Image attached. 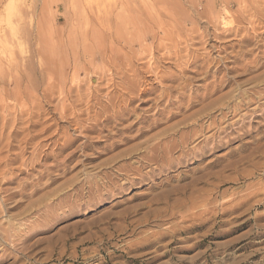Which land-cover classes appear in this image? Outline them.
I'll use <instances>...</instances> for the list:
<instances>
[{
  "label": "rangeland",
  "instance_id": "obj_1",
  "mask_svg": "<svg viewBox=\"0 0 264 264\" xmlns=\"http://www.w3.org/2000/svg\"><path fill=\"white\" fill-rule=\"evenodd\" d=\"M205 1L0 0V264H264V0Z\"/></svg>",
  "mask_w": 264,
  "mask_h": 264
},
{
  "label": "bare ground",
  "instance_id": "obj_2",
  "mask_svg": "<svg viewBox=\"0 0 264 264\" xmlns=\"http://www.w3.org/2000/svg\"><path fill=\"white\" fill-rule=\"evenodd\" d=\"M153 1H154V0H153ZM204 1H205V0H204ZM219 1H220V0H219ZM223 1H224V0H223ZM221 2H222V1H221ZM221 2H220V3H221ZM253 2H254V1H253ZM217 3H218V0H215V1H213V0H208V1H207V0H206V1H205V6H207V7H211V5L214 6L215 4L217 5ZM220 3H218V4L220 5ZM251 3H252V2H251ZM257 4H258V3H257ZM197 5H200V3H199V4L197 3ZM240 5H241V3H240ZM217 6H218V5H217ZM221 6H222V5H221ZM244 6H245V5H244ZM244 6H243V7H244ZM160 7H161V6H160ZM170 7H172V6H170ZM170 7H169V8H170ZM245 7H247V6H245ZM263 7H264V6H263ZM163 8H164V10H165V9L167 10V8H165L164 6H163ZM211 8H212V7H211ZM172 9H173V8H172ZM240 9H241V8H240ZM166 10H165L164 12H166ZM243 10H244V9H242V11H243ZM246 10H247V9H246ZM240 11H241V10H240ZM168 12H169V11L167 10V13H168ZM225 12H226V11H225ZM247 12H248V11H246V13H247ZM261 12H262V10H261ZM158 13H159V10H158ZM243 13H245V12H243ZM243 13H242V14H243ZM155 14H156V13H155ZM159 14H160V13H159ZM199 15H200V14H199ZM145 16H146V15H145ZM173 16H174V15H173ZM173 16H172V17H173ZM195 16H196V14H195ZM206 16H207V15H206ZM174 17H175V16H174ZM214 17H215V16H214ZM223 17H224V16H223ZM238 17H240V16H238ZM170 18H171V17H170ZM196 18H197V16H196ZM241 18H242V17H241ZM241 18H240V19H241ZM173 19H174V18H173ZM228 19H229V18H228ZM228 19H227L226 17L222 18V22H221V24H220L221 27L228 26L229 24H231V22H230L231 20L229 21ZM241 20H242V19H241ZM172 21H173V20H172ZM175 21H176V20H175ZM249 21H250V20H249ZM176 22H177V21H176ZM242 22H243V21H242ZM177 23H179V22H177ZM253 23H255V22H253ZM172 24H173V22H172ZM174 24H176V23H174ZM174 24H173V25H174ZM179 24H180V23H179ZM236 24L239 25V21H238V20H237V23H236ZM144 25H145V24H144ZM207 25H208V24H207ZM241 25H242V23H241ZM241 25H240V26H241ZM253 25L255 26V24H253ZM171 26H172V25H171ZM171 26H170V27H171ZM229 26H230V25H229ZM175 27H176V26H175ZM230 27H232V26H230ZM230 27H228V28H230ZM238 27H239V26H238ZM238 27H237V28H238ZM213 28H214V25H213ZM228 28L226 27L227 30H228ZM241 28H242V27H241ZM172 29H174V28H172ZM175 29H176V28H175ZM210 29H211V28H210ZM223 29H224V28H223ZM223 29H222V30H223ZM234 29H235V28H234ZM234 29L232 28V30H234ZM253 29H255V28H253ZM253 29H252V30H253ZM166 30H167V29H166ZM227 30H225V31H227ZM229 30H230V29H229ZM229 30H228V32H229ZM238 30H239V28H238ZM238 30H236V31H238ZM248 30H250V29H248ZM248 30H247V31H248ZM225 31H224V32H225ZM230 31H231V30H230ZM250 31H251V30H250ZM192 32H193V31H192ZM192 32H191V33H192ZM195 32H196V31H195ZM243 32L246 33V31H244V30H243ZM252 32H253V31H252ZM168 33H169V32H168ZM197 33H198V32H197ZM235 33H236V32H235ZM238 33H240V31H238ZM238 33H237V35H239ZM220 34H222V33H220ZM243 34H244V33H242L241 36H243ZM254 34H255V32H254ZM244 36H245V38H247L246 36H248V32H247V34L244 35ZM254 36H255V35H254ZM144 37H145V36H144ZM148 37H149V36H148ZM212 37H213V36H212ZM221 37H222V36H221ZM221 37H220V39H221ZM248 37H249V36H248ZM257 37H258V36H257ZM154 38H155V37H154ZM186 38H187V37H186ZM240 38H241V37H240ZM243 38H244V37H243ZM243 38H242V39H243ZM251 38H252V36H251ZM255 38H256V37H255ZM255 38H254V39H255ZM145 39H146V38H145ZM163 39H164V38H163ZM201 39H203V38H201ZM201 39H200V40L198 39L199 42H202ZM220 39H219V40H220ZM252 39H253V38H252ZM249 40H251V39H249ZM256 40H257V39H256ZM260 40H261V39H260ZM260 40H259V41H260ZM252 41H253V40H252ZM114 42H115V41H114ZM208 42H209V41H208ZM219 42H220V41H219ZM237 42H238V41H237ZM240 42H241V41H240ZM240 42H239V43H240ZM256 42H257V41H256ZM204 43H205V42H203V44H204ZM262 43H263V42H262ZM199 44H200V43H199ZM201 44H202V43H201ZM241 44H242V42H241ZM246 44H247V43H246ZM257 44H258V43H257ZM103 45L105 46L106 44H103ZM204 46H205V45H204ZM106 47H107V45H106ZM208 47H209V46H208ZM211 48H212V47H211ZM206 49H207V48H206ZM258 49H259V48H258ZM219 50H220V48H219ZM252 50H253V49H252ZM254 50H255V49H254ZM256 50H257V49H256ZM220 51H221V50H220ZM246 51H247V50H246ZM249 51H251V50H249ZM103 52H104V51H103ZM215 52H216V51H215ZM244 53H245V52H244ZM246 54H247V53H246ZM249 54H251V52H250ZM255 54H256V53H255ZM103 55H104V53H103ZM103 55H102V56H103ZM126 55H127V54H126ZM94 56H95V55H94ZM105 56H106V55H105ZM120 56H121V55H120ZM124 56H125V54H124ZM131 56H132V55H131ZM261 56H262V55H261ZM263 56H264V54H263ZM234 57H235V56H234ZM259 57H260V56H259ZM96 58H97V57H96ZM104 58H105V57H104ZM104 58H103L102 60H104ZM107 58H108V56H107ZM117 58H118V57H117ZM126 58H128V57H126ZM130 58H131V57H130ZM169 58H170V57H169ZM196 58H197V57H196ZM199 58H200V57H199ZM98 59H99V57H98ZM113 59H116V58L114 57ZM200 59H201V58H200ZM260 59H262V57H261ZM263 59H264V58H263ZM117 60H118V59H117ZM123 60H124V58H123ZM189 60H190V59H189ZM257 60H258V59H257ZM109 61H111L110 58H109ZM185 61H186V60H185ZM112 62H113V64H115V61H112ZM122 62H123V61H122ZM254 62H256V61H254ZM262 62H263V61H262ZM262 62H261V63H262ZM124 63H125V62H124ZM190 63H191V64L194 63V58H193V60H192ZM211 63H212V62H211ZM217 63L219 64V62H216V64H217ZM251 63H252V62H251ZM258 63H259V62H258ZM258 63H257V64H258ZM102 64H103V63H102ZM248 64H249V63H248ZM248 64H247V65H248ZM257 64H256V65H257ZM109 65H110V63H109ZM118 65H119V64H118ZM210 65H212V64H210ZM250 65H251V64H250ZM252 65H253V64H252ZM261 66H263V65H261ZM114 67H115V66H114ZM122 67H123V65H122ZM208 67H209V66H208ZM247 67H248V66H247ZM124 68H125V67H124ZM245 68H246V67H245ZM251 68H252V67H251ZM254 68H255V66H254ZM256 68H258V66H256ZM261 68H263V67H261ZM111 69H112V68H111ZM212 69H213V68H212ZM133 70H134V69H133ZM133 70L130 69V71H133ZM185 70H186V69H185ZM204 70H205V69H204ZM215 70H216V69H215ZM243 70H244V69H243ZM135 71H136V70H135ZM211 71H213V70H211ZM232 71H233V70H232ZM121 72H122V71H121ZM128 72H129V71H128ZM235 72H236V71H235ZM239 72H241V71H239ZM242 72H243V71H242ZM246 72H247V71H246ZM251 72H252V71H251ZM144 73H145V72H144ZM144 73H143V74H144ZM151 73H152V72H151ZM232 73H233V72H232ZM243 73H244V72H243ZM247 73H248V72H247ZM115 74H116V72H115ZM120 74H121V73H120ZM122 74H123V73H122ZM132 74H133V77L135 78V77L138 76L139 72H138V74H137V72H134V71H133ZM157 74H158V73H157ZM205 74H206V73H205ZM235 74H236V73H235ZM235 74H234V75H235ZM237 74H239V73H237ZM244 74H246V73H244ZM118 75H119V74H118ZM127 75H128V74H127ZM127 75L125 74V76H127ZM162 75H163V74H162ZM162 75H161V76H162ZM209 75H210V74H209ZM241 75H242V74H241ZM248 75H249V74H248ZM256 75H257V74H256ZM106 76H107V75H106ZM163 76H164V75H163ZM172 76H173V75H172ZM238 76H240V74H239ZM242 76H244V75H242ZM249 76H250V75H249ZM71 77H72V76H71ZM130 77L133 79V77H132L131 75H130ZM170 77H171V76H170ZM205 77H206V76H205ZM235 77H236V75H235ZM258 77H259V76H258ZM120 78H121V76H120ZM154 78H155V75H154ZM171 78H173V77H171ZM171 78H170V79H171ZM233 78H234V77H233ZM121 79H122V78H121ZM136 79H137V78H136ZM136 79H135V80H136ZM168 79H169V78H168ZM174 79H175V78H174ZM245 79L247 80V78H245ZM245 79H243V80H245ZM256 79H257V78H256ZM108 80H109V79H108ZM126 80H127V79H126ZM130 80H131V79H130ZM130 80H129V81H130ZM141 80H142V79H141ZM141 80H140V81H141ZM158 80H160V82H161V80H163V77L159 78ZM223 80H224V79H223ZM223 80L220 79V81H223ZM236 80H237V79H236ZM253 80H254V79H253ZM260 80H261V79H260ZM138 81H139V79H137L136 82L138 83ZM167 81H168V80H167ZM220 81H219V83H220ZM233 81H235V80H233ZM239 81H240V80H239ZM254 81H255V83H256V80H254ZM254 81H253V82H254ZM125 82H126V81H125ZM127 82H128V81H127ZM130 82H131V81H130ZM136 82H135V83H136ZM185 82H186V81H185ZM224 82H225V81H224ZM250 82H251V81H250ZM137 83H136V84H137ZM144 83H145V82H144ZM187 83H188V82H187ZM217 83H218V81H217ZM240 83H241V82H240ZM121 84H122V83H121ZM126 84H127V83H126ZM136 84H135V87L131 86V87H133V89H134V90L131 89L133 92L131 91V93H130V91H129V93H127V92L124 91L125 94L127 93L128 100H125V102H124V101H123V102H120V101L118 100V101H117V103H118L117 105H116V104H113V107L115 108V111H118V110L120 111V110L122 109V107L125 106V105H124L125 103H129V99H130V98H132V97L134 98V96H135V97H138L139 95L142 96L143 94L145 95V93H147L148 91L151 90V89L149 90V88H148V89H142V90H139V88H142L141 86L136 90V87L139 85V83H138L137 86H136ZM222 84H223V83H222ZM247 84H248V83H247ZM256 84H257V83H256ZM262 84H263V83H262ZM53 85H54V84H53ZM76 85H77V84H76ZM95 85H96V84H95ZM118 85H120V83H119ZM118 85H117V86H118ZM124 85H125V84H124ZM124 85H123L122 87H124ZM129 85H130V84H129ZM222 86H223V85H222ZM71 87H72V86H71ZM95 87H96V86H95ZM114 87H115V86H114ZM119 87H121V85H120ZM127 87H128V86H127ZM131 87H129V88H131ZM143 87H144V86H143ZM212 87H213V85H212ZM218 87H221V86L219 85ZM257 87H258V86H257ZM115 88H116V87H115ZM125 88H126V87H125ZM263 88H264V87H263ZM117 89H118V88H117ZM114 90H115V89H114ZM121 90H123V88H122ZM128 90H129V89H128ZM177 90H178V89H173V90H171V91H172V93L175 94V92H176ZM261 90H262V89H261ZM54 91H55V90H54ZM115 91H116V90H115ZM178 91H179V90H178ZM178 91H177V92H178ZM207 91H209V90H207ZM77 92H78V91H77ZM121 92H123V91H121ZM124 92H123V93H124ZM164 92H165V91H164ZM168 92H169V91H168ZM243 92H244V91H243ZM78 93H79V92H78ZM165 93H166V92H165ZM172 93H171V94H172ZM209 93H210V92H209ZM209 93H208V94H209ZM237 93H238V92H237ZM239 93H240V92H239ZM248 93H249V91H248ZM47 94H48V93H47ZM119 94L121 95V93H119ZM210 94H211V93H210ZM212 94H214V91H213ZM245 94H246V93H245ZM16 95H17V94H16ZM67 95H68V94H67ZM71 95H72V94H71ZM123 95H124V94H123ZM241 95H243V94L241 93ZM251 95H252V94H251ZM263 95H264V94H263ZM131 96H132V97H131ZM140 96H139V97H140ZM245 96H246V95H245ZM254 96H255V95H254ZM1 97H2V96H1ZM122 97H123V96H122ZM262 97H263V96H262ZM123 98H124V97H123ZM247 98H248V97H247ZM247 98H246V99H247ZM255 98H256V97H255ZM255 98H254V99H255ZM77 99H78V98H77ZM84 99H85V98H84ZM78 100H79V99H78ZM96 100H97V99H96ZM121 100H122V99H121ZM131 100H132V99H131ZM238 100H239V99H238ZM242 100H243V99H242ZM257 100H259V96H258V99H257ZM247 101H249V99H248ZM247 101H245V103H246ZM73 102H74V101H73ZM86 102H87V101H86ZM86 102H84V103L87 105ZM89 102H90V101H89ZM66 103H67V102H66ZM71 103H72V102H71ZM75 103H76V102H75ZM90 103H91V102H90ZM239 103H240V102H239ZM248 103L250 104L251 101L248 102ZM7 104H8V103H7ZM80 104H82V103H80ZM96 104H97V103H96ZM235 104H236V103H235ZM241 104H242V103H241ZM243 104H244V103H243ZM243 104H242V106H243ZM251 104H252V103H251ZM64 105H65V104H64ZM70 105H71V104H70ZM72 105H73V104H72ZM72 105H71V106H72ZM106 105H107V104H106ZM258 105H259V104H258ZM258 105H257V106H258ZM66 106H67V105H66ZM68 106H69V105H68ZM68 106H67V107H68ZM75 106H78V105L76 104ZM236 106H237V105H236ZM244 106H245V105H244ZM244 106H243V107H244ZM2 107H4L3 104H2V106H1L0 108H2ZM87 107H88V106H87ZM100 107H101V106H100ZM237 107H238V106H237ZM239 107H240V109H242L241 106H239ZM239 107H238V108H239ZM259 107H260V105H259ZM259 107H257V108H259ZM261 107H262V106H261ZM65 108H66V107H65ZM68 108H69V107H68ZM72 108H73V106H72ZM101 108H102V107H101ZM114 108H113V109H114ZM233 108H234V107H233ZM225 109H226V108H225ZM236 109H237V108H236ZM236 109H235V110H236ZM65 110H67V109H65ZM65 110H64V111H65ZM70 110H71V109H70ZM73 110H75V109L73 108ZM88 110H89V109H87V111H88ZM107 110H108V109H107ZM85 111H86V110H85ZM102 111H103V110H102ZM109 111H110V110H109ZM236 111H237V110H236ZM256 111H257V110H256ZM21 112H22V111H21ZM21 112H20V113H21ZM103 112H104V111H103ZM103 112H102V113H103ZM249 112H250V111H249ZM253 112H254V111H253ZM18 113H19V112H18ZM20 113H19V114H20ZM24 113H25V112H24ZM83 113H84V112H83ZM86 113H87V112H86ZM21 114H23V113H21ZM103 114H105V113H103ZM107 114H108V113H107ZM159 114H160V111L157 112V115H159ZM235 114H237V113L235 112ZM235 114H234V115H235ZM246 114H248V113H246ZM246 114H244V115H246ZM31 115H32V114H31ZM76 115H77V114H76ZM112 115H114V114L112 113ZM57 116H58V115H57ZM68 116H69V115H68ZM81 116H83V115H81ZM105 116H106V115H105ZM32 117H33V116H32ZM72 117H73V115H72ZM77 117H80V116H77ZM101 117H102V116H101ZM112 117H114V116H112ZM115 117H116V114H115ZM115 117H114V118H115ZM73 118H75V117H73ZM114 118H113V119H114ZM5 119H6V118H5ZM79 119H80V118H79ZM108 119H109V118H108ZM39 120H40V119H39ZM65 120H66V118H65ZM80 120H81V119H80ZM103 120H104V119H103ZM30 121H33V120L31 119ZM67 121H68V120H67ZM76 121H78V119H75V122H76ZM100 121H101V120H100ZM135 121H136V120H135ZM56 122H57V121H56ZM68 122H69V121H68ZM152 122H153V124H154V121H152ZM32 123H33V122H32ZM34 123H35V122H34ZM70 123H73V124H72L73 127H74V125L76 124V123H74V122H72V121H70ZM103 123H104V122H103ZM218 123H219V122H218ZM60 124H61V123H60ZM68 124H69V123H68ZM77 124H78V123H77ZM92 124H93V121H92ZM137 124H142L141 120H138V123H137ZM69 125H70V124H69ZM93 125H94V124H93ZM27 126H28V125H27ZM102 126H103V125H102ZM105 126H106V125H105ZM105 126H104V127H105ZM151 126H152V125H151ZM188 126H189V125H188ZM1 127H2V126H1ZM4 127H5V126H4ZM6 127H7V126H6ZM44 127H45V126H44ZM75 127H76V126H75ZM77 127H78V126H77ZM82 127H83V125H82ZM125 127H126V126H125ZM129 127H130V126H129ZM148 127H149V126H148ZM84 128H85V127H84ZM86 128H87V126H86ZM144 128H145V127H144ZM0 129H1V128H0ZM43 129H44V128H43ZM43 129H42V130H43ZM87 129H88V128H87ZM77 130H78V129H77ZM88 130H89V129H88ZM137 130H138V132H141V133H142L143 128H142V129H141V128H138ZM78 131H79V130H78ZM81 131H82V130H81ZM42 132H43V131H42ZM61 132H62V130H61ZM83 132H84V131H83ZM85 132H86V131H85ZM57 133H58V131H57ZM80 133L82 134V132H80ZM113 134H114V133H113ZM31 135H32V134H31ZM55 135H58V134H55ZM68 136H69V135H68ZM79 136H80V135H79ZM61 138H62V137H61ZM70 138H71V137H70ZM70 138H69V139H70ZM26 139H27V138H26ZM86 139H87V138H86ZM62 141H63V140H62ZM65 141H66V140H65ZM71 141H72V140H71ZM63 143H64V142H63ZM54 144H55V143H54ZM60 144H61V143H60ZM69 147H70V146H69ZM42 148H43V147H42ZM140 153H141V152H140ZM33 155H34V154H33ZM143 155H144V154H143ZM4 157H5V156H4ZM3 160H4V159H3ZM0 161H2V159H1ZM4 161H5V160H4ZM4 171H5V170H4ZM3 175H4V174H3ZM29 181H30V180H29ZM86 182H87V181H86Z\"/></svg>",
  "mask_w": 264,
  "mask_h": 264
}]
</instances>
